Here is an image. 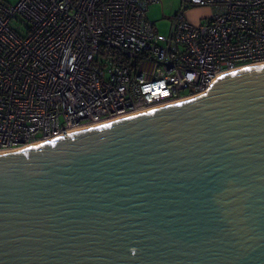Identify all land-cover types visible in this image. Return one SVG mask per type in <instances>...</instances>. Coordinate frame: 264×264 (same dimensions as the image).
Masks as SVG:
<instances>
[{"label":"water","instance_id":"obj_1","mask_svg":"<svg viewBox=\"0 0 264 264\" xmlns=\"http://www.w3.org/2000/svg\"><path fill=\"white\" fill-rule=\"evenodd\" d=\"M0 264H264V62L1 151Z\"/></svg>","mask_w":264,"mask_h":264},{"label":"built area","instance_id":"obj_2","mask_svg":"<svg viewBox=\"0 0 264 264\" xmlns=\"http://www.w3.org/2000/svg\"><path fill=\"white\" fill-rule=\"evenodd\" d=\"M0 0V152L185 99L264 62V0ZM208 7L197 22L187 11Z\"/></svg>","mask_w":264,"mask_h":264},{"label":"rangeland","instance_id":"obj_3","mask_svg":"<svg viewBox=\"0 0 264 264\" xmlns=\"http://www.w3.org/2000/svg\"><path fill=\"white\" fill-rule=\"evenodd\" d=\"M9 4H15L18 0H3ZM181 0H158L157 3L149 5L147 16L155 28L161 33H168L171 24V17L179 8ZM211 13L208 7H195L187 11V18L190 21H195L197 18H203Z\"/></svg>","mask_w":264,"mask_h":264},{"label":"crops","instance_id":"obj_4","mask_svg":"<svg viewBox=\"0 0 264 264\" xmlns=\"http://www.w3.org/2000/svg\"><path fill=\"white\" fill-rule=\"evenodd\" d=\"M200 19V18H199ZM198 18L194 21V22H197L199 20ZM193 22V21H192Z\"/></svg>","mask_w":264,"mask_h":264}]
</instances>
